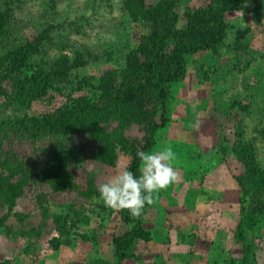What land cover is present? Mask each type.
Here are the masks:
<instances>
[{
	"label": "rangeland",
	"instance_id": "374dc122",
	"mask_svg": "<svg viewBox=\"0 0 264 264\" xmlns=\"http://www.w3.org/2000/svg\"><path fill=\"white\" fill-rule=\"evenodd\" d=\"M123 1L0 0V10L12 9L7 48L47 28L50 40L33 63L77 55L86 61L28 108L14 104L12 82L2 81L7 96H0V160L16 168L24 183L12 201L0 193V264L118 263L114 243L128 228L99 199V188L125 170L130 156L116 143L109 166L92 157L97 144L88 135H69L64 142L72 186L55 190L36 179L49 142L13 136L10 123L70 110L80 98L99 103L98 80L123 71L128 55L142 58L138 45L146 29L129 18ZM238 2L224 16L226 32L217 50L187 55L183 77L166 87L167 122L149 152L171 146L177 180L145 209L148 237L136 240L121 264H264V215L237 231L243 166L234 155L239 144H252L264 169V0ZM213 3L182 0L179 11ZM142 126L114 120L100 129L139 142ZM6 169L0 168L4 176Z\"/></svg>",
	"mask_w": 264,
	"mask_h": 264
},
{
	"label": "trees",
	"instance_id": "16d2710c",
	"mask_svg": "<svg viewBox=\"0 0 264 264\" xmlns=\"http://www.w3.org/2000/svg\"><path fill=\"white\" fill-rule=\"evenodd\" d=\"M124 0L123 10L132 20L146 29L138 49L142 58L128 55L123 71L105 73L96 85L99 103L87 98L77 99L70 110H58L42 117L23 116L12 124V135L29 138L32 142L48 141L50 150L36 179L47 180L55 190L72 186L68 181L64 139L69 135L85 134L97 144L92 157L112 166L115 162V144L130 156L125 169L139 177L138 150L149 152L155 143V133L167 122L166 100L168 84L180 80L185 71L184 58L200 51H216L224 39L226 23L224 16L238 5V0H214L206 9L179 11L182 0ZM12 9L0 10V96L6 95L2 86L4 78L12 82L14 104L28 108L33 101L47 95L48 88L66 78L73 69L84 66L86 61L76 56L72 61L66 57L44 65L32 62L34 54L49 42L48 29L32 40L7 48L9 21ZM44 43V44H43ZM88 84V81H84ZM7 96V95H6ZM117 120L120 123L142 124V136L138 141L122 138L101 131L100 125ZM252 144H239L234 151L243 166L237 180L240 190L239 235L244 226L252 227L264 215V169L255 160ZM9 159L14 155H6ZM8 162L0 160V193L15 199V192L23 186V177ZM19 178V179H15ZM247 202V206L243 205ZM148 205H145L143 214ZM143 214L133 218L127 210L117 212L119 220L128 230L116 238L117 264L128 256L127 251L136 240H146L148 233L142 225ZM2 226V221L0 222Z\"/></svg>",
	"mask_w": 264,
	"mask_h": 264
},
{
	"label": "clouds",
	"instance_id": "9594fccd",
	"mask_svg": "<svg viewBox=\"0 0 264 264\" xmlns=\"http://www.w3.org/2000/svg\"><path fill=\"white\" fill-rule=\"evenodd\" d=\"M136 156L140 160L139 177L125 169L99 188V199L106 207L117 212L127 210L133 218L141 217L145 205L154 204L158 194L177 180L172 166L176 155L171 146L151 152L138 150Z\"/></svg>",
	"mask_w": 264,
	"mask_h": 264
}]
</instances>
